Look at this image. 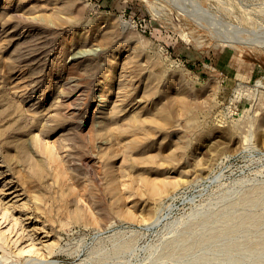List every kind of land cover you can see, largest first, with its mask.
<instances>
[{
    "label": "rangeland",
    "instance_id": "rangeland-1",
    "mask_svg": "<svg viewBox=\"0 0 264 264\" xmlns=\"http://www.w3.org/2000/svg\"><path fill=\"white\" fill-rule=\"evenodd\" d=\"M0 195V264H264V0H0Z\"/></svg>",
    "mask_w": 264,
    "mask_h": 264
},
{
    "label": "bare ground",
    "instance_id": "bare-ground-1",
    "mask_svg": "<svg viewBox=\"0 0 264 264\" xmlns=\"http://www.w3.org/2000/svg\"><path fill=\"white\" fill-rule=\"evenodd\" d=\"M239 41V40H238ZM232 42V41H231ZM242 42V41H241ZM234 43H236V40H235V42ZM128 54V53H127ZM119 75L120 76H123V75H125V72H123V71H121L120 73H119ZM120 81V80H119ZM122 83V82H121ZM118 84H120V82H118ZM123 85V83L121 84V86ZM120 85L118 86V90H119V87H121ZM118 100V99H117ZM116 100V101H117ZM116 101H115V99H114V101L112 102V107H114V105L116 104ZM110 113H111V111L107 114L106 113V115L109 117V115H110ZM146 123H147V130L145 131L147 134H149V133H151V131H152V126H153V122L151 121V120H146ZM156 125V124H155ZM138 127L139 128H142L143 127V125H141V124H139L138 125ZM149 128V129H148ZM118 137H119V139H121V135H118ZM118 139V140H119ZM121 142V144H122V141H120ZM142 141H140V140H136V139H133L132 141H130V144H129V147L130 146H132V147H136V146H138L140 143H141ZM130 157V156H129ZM131 158V157H130ZM133 164V163H132ZM129 165H130V163H129ZM4 186V185H3ZM17 185L16 184H13V187H16ZM15 189V194H14V197H15V199H20L19 198V196L20 195H22V193L24 192L23 190L21 191V189H19V188H14ZM2 192L4 191L3 189L1 190ZM13 193V192H12ZM25 193V192H24ZM4 194V193H3ZM1 196V195H0ZM18 197V198H17ZM22 197V196H21ZM11 198V197H10ZM22 198H24V197H22ZM1 199V198H0ZM15 199H14V201L12 200V202H15ZM1 201H2V199H1ZM6 201V200H5ZM4 201V202H5ZM24 201V200H23ZM23 201H21V202H19L18 203V205H20L21 206V208L23 207L24 208V206H26V204H25V202H26V200L23 202ZM4 202L2 203V204H4ZM12 202H9V204H12ZM16 204V202L14 203V205ZM6 204H4V206H5ZM13 205V206H14ZM28 205V204H27ZM9 206H11V205H9ZM8 206V203H7V208L9 207ZM17 206V205H16ZM20 206H18L17 208H19ZM4 208V207H3ZM26 209V208H25ZM24 210V209H23ZM27 210H29V208H27ZM7 211H8V209L6 210H4V212H1L0 211V225L3 223V222H6V220L8 219V217L6 218V214L8 215L10 212H8L7 213ZM25 212V211H24ZM1 213H3L2 215H1ZM25 213H27V212H25ZM10 215V214H9ZM31 215V214H30ZM12 216V215H11ZM10 216V217H11ZM37 216V215H36ZM22 217V216H21ZM25 217H26V215H25ZM28 217V216H27ZM34 218H36V217H34ZM33 218V219H34ZM10 219V218H9ZM12 219V218H11ZM29 219H30V217H29ZM29 219L27 220V221H29ZM14 220H16L15 219V217H13V220H12V223H13V221ZM21 220V218L20 219H18V224L20 223V222H22V220ZM24 220H25V218H24ZM37 220H38V218H37ZM9 221V220H8ZM7 221V222H8ZM35 221V220H34ZM42 221V220H41ZM7 222L6 223H4V224H7ZM17 221H15V223L14 224H16L17 225V223H16ZM44 222V221H43ZM12 223L10 224L11 226H12ZM23 223V222H22ZM31 223V222H30ZM4 224H2V225H4ZM14 224H13V227H14ZM10 225H7L8 227H5L4 229H2V228H0V256L2 257V260H5L6 258H4L3 259V257H6V255H8V253H9V251H11L13 248H12V243H13V246L14 245H17V243L20 241V240H22V236L21 235H19V234H15L16 235V237L14 236L13 238H11V236H10V234L11 233H13L12 231H13V228L12 227H10ZM15 225V226H16ZM33 225H34V223H33ZM5 226V225H4ZM22 227H25L26 228V226H23V225H21ZM21 226H19V229L21 228ZM37 227H33V226H31V227H33L31 230H33L32 232H34L33 234H35V236H34V238H32L31 240L32 241H30V242H28L27 243V245H21V243L19 244V246L20 247H18L17 249H18V251H16V253H18V254H21V251H22V253H25L26 251L28 252H32V254L35 252V251H37L36 252V254H39V257L41 256L40 255V251H38L39 249L41 250V249H43V250H45L46 252H48V253H53V252H51L52 251V249H53V246H54V244H56V240H57V242L59 243V241H58V239H55L54 240V238L56 237L57 238V236H55L54 238H52L51 240H50V237H48V235H47V232H45L46 234H44V235H40L39 233H38V225H36ZM46 226V225H45ZM44 226V227H45ZM43 227V225H41L40 227H39V229H43L42 228ZM18 229V228H17ZM24 229V228H23ZM45 229V228H44ZM43 229V230H44ZM28 230V229H27ZM30 230V229H29ZM28 230V231H29ZM24 232H25V230H23ZM45 231H47V228H46V230ZM49 231V230H48ZM32 232L30 233V234H32ZM27 233V232H26ZM43 233H44V231H43ZM49 233V232H48ZM29 234V235H30ZM51 234V233H50ZM13 235V234H12ZM23 235H24V233H23ZM52 235H54L53 233H52ZM31 236H33V235H31ZM31 236H29L30 238H31ZM10 237V238H9ZM11 240V244H10V242H9V240ZM28 238H26L25 239V241L27 240ZM24 242V241H23ZM27 242V241H26ZM35 244H37V245H35ZM14 247H16V246H14ZM12 248V249H11ZM11 249V250H10ZM16 249V248H15ZM13 251H15V250H13ZM34 251V252H33ZM42 251V250H41ZM8 252V253H7ZM15 253V252H14ZM14 253H12L14 256H15V254ZM10 254H11V252H10ZM9 254V255H10ZM50 254H47V256L48 255H50ZM23 255V254H22ZM46 255V254H45ZM52 255V254H51ZM11 256V255H10ZM38 256V255H37ZM42 256H43V258H44V255H43V253H42ZM47 256H45V257H47ZM12 257V256H11ZM18 257H19V255H18ZM17 257V258H18ZM21 257H23V256H21ZM20 257V258H21ZM38 257V258H39ZM7 258H9V257H7ZM40 258H42V257H40ZM46 259V258H45ZM7 260V259H6Z\"/></svg>",
    "mask_w": 264,
    "mask_h": 264
}]
</instances>
